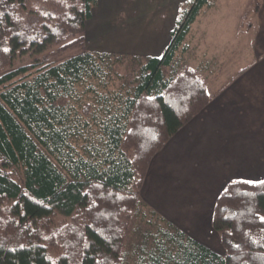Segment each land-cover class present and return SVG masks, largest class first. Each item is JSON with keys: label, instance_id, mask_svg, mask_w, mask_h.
Listing matches in <instances>:
<instances>
[{"label": "trees", "instance_id": "1", "mask_svg": "<svg viewBox=\"0 0 264 264\" xmlns=\"http://www.w3.org/2000/svg\"><path fill=\"white\" fill-rule=\"evenodd\" d=\"M95 3L0 0V264H264V185L234 179L216 198L223 255L139 193L152 156L210 99L178 59L208 0H184L163 52L143 56L84 48ZM57 44L81 47L16 66Z\"/></svg>", "mask_w": 264, "mask_h": 264}, {"label": "crops", "instance_id": "2", "mask_svg": "<svg viewBox=\"0 0 264 264\" xmlns=\"http://www.w3.org/2000/svg\"><path fill=\"white\" fill-rule=\"evenodd\" d=\"M162 1L166 4L161 9L176 12L177 5L184 0ZM252 1L248 12V19L252 20L240 45L237 42L240 37L235 39L227 29L223 32L230 35L224 41L209 42V37L204 43L209 54L197 62V70L205 78L210 99L152 156L139 191L144 206L163 222L220 255L225 250L212 226L213 203L231 180L264 178V0ZM200 15L224 17L223 11L216 7H203L189 33ZM204 23L207 26V21ZM146 32L150 46L144 49L154 53L144 54L160 55L170 34L156 26H149ZM223 45L240 50V56H228L222 61H230L224 78L220 67L218 73L209 72L214 66L212 53L221 58L218 50ZM136 53L139 52L129 54ZM244 55L249 62L239 59ZM206 198L210 201H204ZM200 222L203 224L198 225Z\"/></svg>", "mask_w": 264, "mask_h": 264}, {"label": "rangeland", "instance_id": "3", "mask_svg": "<svg viewBox=\"0 0 264 264\" xmlns=\"http://www.w3.org/2000/svg\"><path fill=\"white\" fill-rule=\"evenodd\" d=\"M164 4L166 2L162 0H96V3L91 8V16L85 23L84 48L121 54H126V52L128 54L139 52L138 54L136 53L137 55H145L144 53L146 52L154 53L152 50L144 49L150 46L147 43V28L149 26H156L161 30L166 29L167 33L170 34L175 25L180 8L185 6L182 1L177 5L178 9L174 12L173 9L169 8L161 9V6ZM252 4V0H208V3L203 7L205 9L216 7L220 11H223L224 17L218 18L200 15L192 27V32L188 33L186 37L188 47L179 54L178 59L182 63H186L197 69V62L204 58V54H209V50L206 49L204 44L209 37L211 38L209 42H211L212 40L220 41L219 39L224 41L223 38L230 34L232 36L234 35L235 39L239 36L240 38L237 39V42L240 45L246 39L245 31L249 29V22L252 20V18L248 19V12ZM217 5L220 7L218 8ZM203 18L206 19L207 26ZM210 22H213V25ZM225 29L229 30L230 34L223 32ZM61 44L53 45L48 50L35 55H24L18 59L16 66L28 64L36 58L38 65L45 61L60 60L76 53L81 47L80 44L71 47H63ZM218 52L221 58L214 57L212 53L214 66H212L209 72L210 74L213 72L218 73L216 71L220 67L222 68V78H224L230 68V65L228 66L230 61L227 60L224 63L222 61L228 56L234 58L240 56V50L234 51V49L225 48L223 45V49L218 50ZM208 57L212 58V56ZM239 59L249 62L247 55L239 57ZM125 72L127 70L125 62L123 61L120 65L119 73L124 74ZM203 195L206 197L205 194ZM209 199L206 198L204 201L208 202L210 201ZM201 224L203 223L200 222L198 225ZM145 226L144 222L139 221L136 229L142 231ZM212 245L215 247L214 240H212Z\"/></svg>", "mask_w": 264, "mask_h": 264}, {"label": "snow or ice", "instance_id": "4", "mask_svg": "<svg viewBox=\"0 0 264 264\" xmlns=\"http://www.w3.org/2000/svg\"><path fill=\"white\" fill-rule=\"evenodd\" d=\"M4 51H7V49H4ZM246 183L264 185V180L253 179L246 181ZM260 219L262 222H264V216H261Z\"/></svg>", "mask_w": 264, "mask_h": 264}]
</instances>
